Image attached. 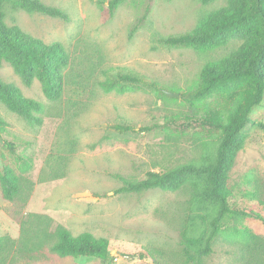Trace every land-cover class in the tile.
I'll list each match as a JSON object with an SVG mask.
<instances>
[{
  "label": "rangeland",
  "instance_id": "1",
  "mask_svg": "<svg viewBox=\"0 0 264 264\" xmlns=\"http://www.w3.org/2000/svg\"><path fill=\"white\" fill-rule=\"evenodd\" d=\"M18 1L4 3L7 25L47 43L62 42L70 63L56 101L46 98L38 80L27 86L8 62L0 66L3 81L44 104L43 123L32 125L0 101L6 138L17 143L16 155L32 160L22 171L17 156L0 143L22 184L12 201L3 197L0 185V236L9 241L0 264H185L181 241L189 185L176 191H115L123 179L142 180L150 171L200 160L214 150L219 134L199 118L227 104L221 97L194 100L188 93L199 86L205 65L227 57L240 41L194 49L170 46L165 39L192 32L202 16L226 0H124L113 13L109 0H42L63 10L68 20L30 13ZM119 72L144 82L125 93L104 90L101 82L117 80ZM252 116L264 122V101ZM116 125L135 129L121 132ZM247 133L230 171L231 203L237 205L264 202V130L250 125ZM244 225L264 241L261 220ZM58 226L74 235L88 231L106 237L109 259L60 257L45 237ZM39 240L43 245L35 246ZM249 244L219 236L204 263L264 264V242ZM145 249L154 257L140 259Z\"/></svg>",
  "mask_w": 264,
  "mask_h": 264
},
{
  "label": "trees",
  "instance_id": "2",
  "mask_svg": "<svg viewBox=\"0 0 264 264\" xmlns=\"http://www.w3.org/2000/svg\"><path fill=\"white\" fill-rule=\"evenodd\" d=\"M5 1L0 0V66L2 62H8L25 85L31 86L38 80L46 98L52 101L60 99L65 89L63 72L70 63L65 45L60 41L47 43L18 26L7 25ZM123 1L109 0L110 12L113 13ZM201 1L208 4L215 0ZM18 4L30 13L68 20L63 10L49 6L42 0H19ZM234 39L240 41L237 49L219 62L206 64L199 86L188 93V97L194 100L217 96L227 104L224 108L210 109L199 118L202 126L214 129L219 134L214 150L207 152L200 160L165 171H150L142 180L123 179L124 184L115 191H176L189 185L188 213L181 241L185 264H205L204 258L213 253L214 243L219 236L234 242L241 241L247 247H250L249 243L262 247L264 242L244 225L248 219H258L264 223V202L231 203L233 191L230 185V171L245 145L248 127L253 125L264 130V122L252 116L253 109L264 101V0H226L225 5L202 16L192 32L169 36L165 43L174 47L210 49L226 45ZM142 82L143 79L136 75L119 72L117 80L108 79L102 81L101 85L106 91L125 93L133 91L136 84ZM0 101L28 123H43L44 104L26 97L18 86L1 78ZM7 127L8 122L0 116V143L8 153L16 155L17 143L6 138ZM115 128L121 132L135 129L121 125ZM16 156L22 171L32 167L31 158ZM0 159L3 160L0 169L2 194L12 201L21 192V176L9 164L1 147ZM45 237L50 240V249L60 257L97 258L103 262L109 259L110 241L106 237H97L88 231L74 235L63 226H58ZM8 243L6 237L0 236V254ZM34 245L42 246L43 240L34 242ZM30 250H35V247ZM138 256L145 259L154 257V254L145 249L139 251Z\"/></svg>",
  "mask_w": 264,
  "mask_h": 264
},
{
  "label": "water",
  "instance_id": "3",
  "mask_svg": "<svg viewBox=\"0 0 264 264\" xmlns=\"http://www.w3.org/2000/svg\"><path fill=\"white\" fill-rule=\"evenodd\" d=\"M171 94L178 96V94H176V93H171Z\"/></svg>",
  "mask_w": 264,
  "mask_h": 264
}]
</instances>
